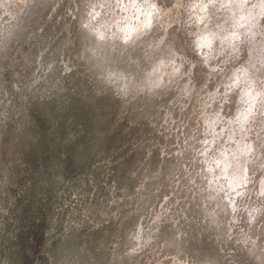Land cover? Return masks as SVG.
<instances>
[{
	"label": "rangeland",
	"instance_id": "obj_1",
	"mask_svg": "<svg viewBox=\"0 0 264 264\" xmlns=\"http://www.w3.org/2000/svg\"><path fill=\"white\" fill-rule=\"evenodd\" d=\"M150 5L151 0H0V139L19 121L18 102L32 95L47 99L65 79L71 80V93L82 81L93 99L102 86L111 87L120 101L109 108L117 109L112 128L126 151L139 148L148 162L147 173L139 176L137 163L140 190L131 201L132 193L108 177L110 159L96 161L97 174L82 178L96 211L90 216L81 203L88 223L133 218L123 229V253L112 244L114 256L125 264H203L201 255L216 252L224 264L264 261V98L250 76L233 77L227 104L206 95L213 87L198 95L179 93L163 60L149 59L143 45L124 44L152 20ZM215 43L208 33L196 40L203 50ZM5 164L1 156L0 172ZM6 174L0 175V238L8 246L22 190L19 183L9 185ZM61 195L74 198L76 189ZM173 238L178 249L167 244Z\"/></svg>",
	"mask_w": 264,
	"mask_h": 264
},
{
	"label": "water",
	"instance_id": "obj_2",
	"mask_svg": "<svg viewBox=\"0 0 264 264\" xmlns=\"http://www.w3.org/2000/svg\"><path fill=\"white\" fill-rule=\"evenodd\" d=\"M70 82L67 80L66 85H70ZM81 83L80 86L77 84L79 89L73 93L68 87H63L54 98L47 97L44 101L41 98L43 95H32L18 102L21 113L19 121L11 127L7 136L0 139V157L6 163L5 171L0 172V175L7 173L9 185L19 183L22 190L16 201L8 246L0 238V258H3L2 252H5L7 264H105L104 255L96 256L98 253L94 251L95 246L103 248L104 244L95 241L91 243L93 235L106 229L103 225L98 226L100 229L95 232L98 227L91 230L68 227L62 219L53 227L50 225L53 222L49 223L44 215L46 225L39 231L37 220L41 214L50 210L47 208L39 215L33 210H39L38 207L48 202L47 196L56 189V186L46 187L50 184L44 182V178L52 180L58 177L69 183L94 171L97 174L92 165L96 161L110 159L105 168L109 169L110 180L113 178L116 186L132 193L133 197L129 201L138 197L140 186L137 185L134 173L138 174L139 161L142 169L138 176L147 173L144 171L148 164L147 156L144 152L141 154L139 148L133 149L131 153L126 151L122 147V137L119 138L112 128H115L116 119L113 110H117L115 108L120 105V101L114 96L111 87L104 86L100 95L93 99L86 89L84 91L81 88ZM80 90L84 94H80ZM111 106L115 108L109 110ZM25 113H29V118H25ZM65 147L66 153L63 152ZM108 171L103 172L104 177ZM17 175L18 180L15 179ZM98 186L103 187L101 184ZM108 226L113 228L112 225ZM172 240L176 241L175 238ZM176 245L178 249L179 245ZM211 256L214 259L208 258ZM249 259L250 264H264L260 257ZM220 260L219 256L210 253L201 255L203 264H224Z\"/></svg>",
	"mask_w": 264,
	"mask_h": 264
},
{
	"label": "clouds",
	"instance_id": "obj_3",
	"mask_svg": "<svg viewBox=\"0 0 264 264\" xmlns=\"http://www.w3.org/2000/svg\"><path fill=\"white\" fill-rule=\"evenodd\" d=\"M150 6L152 20L124 44L143 45L149 59L163 60L179 93L198 95L213 87L206 95L227 104L233 77L250 76L264 98V0H151ZM205 33L216 41L208 50L196 44Z\"/></svg>",
	"mask_w": 264,
	"mask_h": 264
},
{
	"label": "bare ground",
	"instance_id": "obj_4",
	"mask_svg": "<svg viewBox=\"0 0 264 264\" xmlns=\"http://www.w3.org/2000/svg\"><path fill=\"white\" fill-rule=\"evenodd\" d=\"M134 75H136V74H134ZM71 78H72V74H71ZM63 82H61L57 85L58 90L63 89V87L69 86V85H66L67 79H65V81H63ZM51 95H54V96H49L48 98L56 97L57 93L55 92V90H53ZM43 98H46V96ZM44 101H45V99H44ZM66 149H67V147H65V149L63 151L64 153H66ZM47 159L50 160V157H47ZM56 163H58V161ZM45 173L46 172H43V174H45ZM44 182H47L50 184V185H46V187L51 188L53 186H56V189L52 190L50 195L47 196L48 202H44V205L38 207V208H40L39 210L37 208L35 210H33L34 213L36 212V214H38V215L40 214L41 211L47 210V208H49V210H50L49 212H46V213L44 212V214H41L40 219L37 220L39 231H41L43 229V227H45V225H46V217L45 216H47V218H48L47 220L49 221V223L53 222V225L50 223V225L53 227H55L56 224L60 223L62 221V219L64 220V223L68 227H76V228L85 227V228H87V230H91V228L95 229L96 227L99 226L98 224L96 226L95 225L96 223L91 221V220L90 221L92 223H88L89 221L86 220L85 213H84L85 211L81 207V203L84 204L86 206V208L89 210L88 214L92 217L95 216L96 211H94L93 207L91 206L92 203H94V201H93V199L90 200V196L87 193V186H85V184H83L82 178L72 180V182H69V183L66 181H62V180L58 179V177L54 178L52 180H45V178H44ZM62 184H63V186H62ZM68 188H73V189L77 188L76 189V197L68 199V195H67V198H64L63 195L60 196V193L63 192L64 190L68 189ZM78 189L82 193H80V191ZM99 189H100V187H99ZM125 196H127L126 193H125L124 197ZM87 198H88V200H87ZM57 206H59V207H57ZM51 212H52V215H51ZM44 217H45V219H44ZM132 220H133V218L131 216H128L123 221L113 223L114 224V225H112L113 228H110L106 223H104L103 227L106 229L101 230V233L92 236L93 239H91V243H94V241H95V243L104 244L103 248L99 247L98 245L95 246L96 248L94 249V251H96L98 253V254H96V256H99V255L101 256V254L105 256V257L103 256L105 264H125V261L121 260L118 255L113 256L115 252L109 247H112V244H113L117 247V249L121 250V252L123 253V250L125 249V244H126L125 237L123 236V229L126 228L128 226V224L132 222ZM27 222H29L28 219H27ZM98 229H100V227H98L95 232H98ZM26 231H28V230H26ZM97 241H99V242H97ZM174 243L175 242L171 239H169L167 242L168 245L174 244ZM87 250H89V249H87ZM216 255L218 256L217 252H216ZM2 256H3V258L2 257L0 258V264H4V263L7 264V260L5 258V252H2ZM101 259H100V261H101Z\"/></svg>",
	"mask_w": 264,
	"mask_h": 264
}]
</instances>
